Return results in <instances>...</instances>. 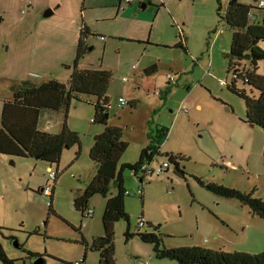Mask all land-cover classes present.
<instances>
[{
    "label": "rangeland",
    "instance_id": "obj_1",
    "mask_svg": "<svg viewBox=\"0 0 264 264\" xmlns=\"http://www.w3.org/2000/svg\"><path fill=\"white\" fill-rule=\"evenodd\" d=\"M138 1L133 8L123 3L118 9L119 0H0V124L3 103L12 100L24 81L68 80L81 29L86 27L88 50L78 68L108 70L113 75L107 92L110 124L121 127L128 145L119 166L135 164L152 142L151 129L165 128L161 156L150 166L157 171L170 153L183 157L178 162L186 173L178 174L173 165L159 177L153 173L137 178L131 170L124 172V190L129 192L124 207L130 220L114 225L117 264H136L137 259L143 264H176L157 259L152 245L137 236L126 238L128 227L131 233L154 232L149 224L139 229L141 218L160 228L167 249L260 254L264 221L239 201L216 196L197 180L255 191V197L264 198V131L248 124L245 100L227 88L233 74L226 55L234 30L223 19L230 0H221L220 11L217 0H149L145 8ZM239 1L258 8L264 2ZM49 8L53 16L46 18ZM252 13L261 20L260 11ZM180 41L184 48L176 47ZM259 45L264 49V41ZM155 63L158 73L145 77L143 69ZM242 67L253 70L247 60ZM256 73L264 76V61ZM168 74L178 84L165 102L154 93L165 91ZM237 87L245 88L249 96L257 94L240 81ZM124 93L137 100L136 107H119L118 98ZM94 112V98L82 96L67 113L70 128L80 135L81 154L77 157L78 146L64 152L53 199L37 187L49 185L47 168L56 170L57 165L0 155L4 161H0V227L4 229L0 244L15 264H34L37 258L29 253L43 256L46 264H83V241L92 244L104 235L108 197L91 199L92 218L73 206L97 173L89 153L94 136L103 128L92 123ZM60 113L64 119V111ZM142 190L143 197L138 195ZM116 191L112 184L110 196ZM216 234L221 235L218 241ZM86 256V264H100L97 253L86 250Z\"/></svg>",
    "mask_w": 264,
    "mask_h": 264
},
{
    "label": "trees",
    "instance_id": "obj_2",
    "mask_svg": "<svg viewBox=\"0 0 264 264\" xmlns=\"http://www.w3.org/2000/svg\"><path fill=\"white\" fill-rule=\"evenodd\" d=\"M217 2L219 4L218 11H220L221 0H217ZM253 10L261 12V20H258L255 15L256 21L252 22L249 19V13H252ZM223 20L227 26L234 30L230 52L226 55L229 59L230 69L228 71L233 74L232 83L227 88L245 100L248 124L260 127L264 131V76L256 73L259 62L264 61V49L259 45L260 42L264 41V8L252 7L241 3L239 0H230ZM87 35H89V31L83 27L78 39L71 78L67 84L56 79L47 80L38 85L23 82L21 87L14 90L12 100L3 103L0 124V154L1 156L35 160L38 157L39 160L47 162L49 165H57L56 171L58 172L61 157L66 150L78 146L79 150L76 154L77 157H80V135L70 130L66 121L57 134H49L47 131L40 130L38 128L40 116L46 111H64L65 118H67V113L74 101H81L82 96L93 97L95 112L92 123L103 128L102 132L95 137L89 153L90 159L97 164V173L91 178L81 195L75 198L73 206L77 212L89 217L87 213L91 209L88 207L91 199L97 195L108 197L102 219L104 235L95 238L92 244H88L86 241L83 243L86 250L99 255L100 264H117L114 225L120 220L125 222L130 220L124 207L126 195L123 174L125 171L131 170L137 178L140 175H152L153 171H144L142 167L151 165L153 160L161 156L160 146L165 136L167 137V130L165 128L151 129L149 135L152 142L142 150L140 159L135 164L119 166V161L126 153L128 145L123 140L121 127L110 126L109 123L110 104L107 92L110 82L113 81V75L108 70H81L78 68L80 59L88 50ZM176 47L184 48V45L180 41ZM244 60L250 62L253 70L242 67ZM156 67L153 66L149 70H156ZM239 81L245 86H249L251 94L253 91H256L257 94L247 95L245 88L239 89L237 87ZM165 158L167 160L164 162L168 164V170L170 165H173L178 174L186 176L185 170L180 169L178 162L183 157L166 153ZM140 180L141 182L144 181L143 178ZM197 180L200 186L208 189L216 196L239 201L249 208L251 214L264 221V198L255 197V191L246 193L217 185L214 182H203L199 178ZM112 184L116 185L117 191L115 195L110 196ZM141 197H143V190ZM49 210L50 213H53L52 206H49ZM143 220L141 218L140 221ZM146 224L153 227L154 232L131 233L128 227L125 236L127 239L137 236L141 242L152 245L153 254L157 259H167L176 264H264V252L260 254L229 253L198 247L167 249L162 246L159 235L160 228L147 221H144L142 228ZM3 230L0 227V234ZM86 250L82 259L83 264H86ZM29 255L31 258L43 257L31 253ZM0 262L2 264L16 263L13 259L8 258L1 244Z\"/></svg>",
    "mask_w": 264,
    "mask_h": 264
},
{
    "label": "crops",
    "instance_id": "obj_3",
    "mask_svg": "<svg viewBox=\"0 0 264 264\" xmlns=\"http://www.w3.org/2000/svg\"><path fill=\"white\" fill-rule=\"evenodd\" d=\"M147 1L149 2V0H139L138 1V3H140V5H141V8H145L144 7V4H146L147 3ZM119 4L120 5H118V9H122L123 7H124V5H123V3L125 4V2H123V0H119ZM133 5H134V3H133ZM126 6H128L129 8H133V6H132V4H131V6H129V4L128 5H126ZM53 16V15H52ZM51 16V17H52ZM77 46H78V44H77ZM153 66H157V64L155 63V64H152V65H148L147 67H145L144 69H143V73H144V76L145 77H148V78H151L152 76H154V74H157L158 73V66L156 67V70H149V68H151V67H153ZM136 69V68H135ZM68 70H70V69H68ZM85 70V69H84ZM71 74H72V70H71V72H70V75H69V78H68V80L65 82H63V81H59V80H57V81H59V82H61V83H65V84H67L68 83V81L70 80V78H71ZM175 77V76H174ZM127 79V78H126ZM128 81L126 82V83H128L129 82V79H127ZM177 80V79H176ZM24 82H26V83H30V84H34V85H38V84H36V83H34V82H32V81H24ZM176 84H178V81L174 84V85H172V83H169V81H168V83H167V87H166V89H165V91H163V92H159V97H161L160 99H162L163 101H165L166 102V100L167 99H169V96H170V93L172 92V88L176 85ZM139 85V84H138ZM137 85V87L139 88V86ZM120 97H125V98H127V100L129 101V107H136L137 106V100L135 99V98H132V97H128L125 93L124 94H122ZM7 101H11L10 99L9 100H7ZM119 107H121V106H119ZM121 108H124V107H121ZM46 112H48V113H52V114H48V113H45V112H43L42 114H45L44 115V117H41L42 116V114H41V116H40V120H39V125H38V128L40 129V130H44V131H47L49 134H57V133H59L60 132V130H61V128H62V126H64V123H65V121L67 122V118H65V115H64V119L62 118L63 117V114L62 113H60V111L59 112H49V111H46ZM43 118H48V119H50L51 121H49V123L47 122V123H44L42 120H44ZM91 121H92V119H91ZM109 123H110V117H109ZM67 127L70 129V130H72V131H75L76 132V130H75V128H70V123H68L67 122ZM110 126H116V125H111L110 124ZM57 130V131H55V132H53L52 130ZM78 133V132H77ZM98 135V134H97ZM97 135H95L94 137H96ZM95 139V138H94ZM1 155V154H0ZM0 161L4 164V161L1 159V157H0ZM50 169H52L51 167H48L47 168V172H46V175H47V173L50 171ZM58 172H59V170H58ZM57 172V173H58ZM48 176V175H47ZM48 179V178H47ZM47 183H49V181L47 180L46 181ZM56 182V181H55ZM46 186V184L45 185H39L37 188V190H38V192H40L41 193V191H42V189L44 188ZM55 187V186H54ZM54 187H53V191H52V196L50 197V198H54ZM51 206H52V204H51ZM91 210H92V212H93V216L92 217H94V215H95V211L91 208ZM220 234H216V238H214V240L215 241H218V239L220 238ZM215 251V250H214ZM216 251H221V250H216ZM137 262H136V264H143L142 262H139V260L137 259L136 260ZM73 262H75V261H73ZM78 262V261H77ZM72 263V262H71Z\"/></svg>",
    "mask_w": 264,
    "mask_h": 264
},
{
    "label": "built area",
    "instance_id": "obj_4",
    "mask_svg": "<svg viewBox=\"0 0 264 264\" xmlns=\"http://www.w3.org/2000/svg\"><path fill=\"white\" fill-rule=\"evenodd\" d=\"M134 1H135V0H123V2H125V4H127V5H128V4H129V5L133 4ZM259 7H260V8H264V2H262V3L259 5ZM249 19H250L252 22L256 21V17H255V16L253 15V13H251V12L249 13ZM132 68H133V70H134V69L136 68V66H134V67H132ZM167 79H168L169 83H172V85H174V84L176 83L175 77H174L172 74H168V75H167ZM123 81L127 82L128 80L126 79V77H124V78H123ZM154 95L159 96L160 94H159V92L155 91ZM118 104H119V106H121V107H127V106H129L130 103H129V101H128L125 97H119V98H118ZM184 111L188 113V111H187L186 108L184 109ZM167 167H168V164H167L166 162H164V163H162V164L159 166V168H158L157 171H154V169H152L150 165H149V166H144V167H142V170H144V171H153L154 174L157 173V176H160V175L165 174V173L168 171ZM47 175H48V181H49L48 184H49V185H48L47 187H44V188L42 189L41 194H42L43 196H45L46 198H50V197L52 196L53 187H54V185H55V181L57 180L58 173H57L56 170L50 169V171L47 173ZM50 183H51L52 185H50ZM137 193H138V192H137ZM125 195L128 196V195H129V192L126 191V192H125ZM138 195H139V196H142V191H140V192L138 193ZM48 206H51V204L48 203ZM87 215H88L89 217L92 218V216H93V212H92L91 209L88 211ZM144 221H145V220L139 222V227L142 228V226L144 225ZM70 264H81V263H80V262H72V263H70Z\"/></svg>",
    "mask_w": 264,
    "mask_h": 264
},
{
    "label": "water",
    "instance_id": "obj_5",
    "mask_svg": "<svg viewBox=\"0 0 264 264\" xmlns=\"http://www.w3.org/2000/svg\"><path fill=\"white\" fill-rule=\"evenodd\" d=\"M53 15V10L51 8L47 9L44 13V17H50ZM252 127H254L253 125H251ZM36 160H39V158L37 157ZM17 248H19L20 246L18 245L17 242H15L14 244ZM45 263V260L43 257H40V258H37L34 262V264H44Z\"/></svg>",
    "mask_w": 264,
    "mask_h": 264
}]
</instances>
